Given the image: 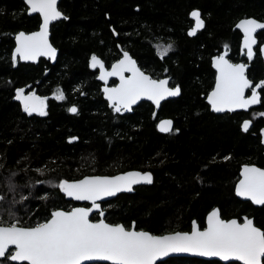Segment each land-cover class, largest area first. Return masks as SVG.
<instances>
[{
	"label": "trees",
	"instance_id": "16d2710c",
	"mask_svg": "<svg viewBox=\"0 0 264 264\" xmlns=\"http://www.w3.org/2000/svg\"><path fill=\"white\" fill-rule=\"evenodd\" d=\"M59 8L67 18L50 27L54 63L40 58L35 64H14L11 36L31 29L36 19L25 15L22 0H0V218L9 220L12 213L24 226H34L51 210L75 205L52 186L60 180L135 169L150 172L152 183L101 202L106 222L126 228L133 222L135 229L151 234L185 231L191 219L203 227L205 213L215 206L222 218L245 214L264 230V206H252L233 193L241 164L264 169L259 142L264 116L242 133L239 121L245 114H214L203 100L213 79L210 56L227 45L228 59L238 60L240 34L232 26L242 17L264 21V0H60ZM191 8L200 11L204 27L189 37ZM256 36L264 40V30ZM159 42L173 45L163 59L154 48ZM118 47L151 77L170 76L179 95L163 101L157 112L146 101L130 112L112 111L88 59L95 54L108 65L118 57ZM255 53L246 70L254 81L264 75ZM23 86L49 96L46 115L20 112L12 97ZM58 88L64 100L50 96ZM259 91L256 110L264 113V86ZM71 104L77 113L67 112ZM160 116L172 119L173 131L155 130ZM68 136L77 139L68 143ZM96 218L91 214V220ZM0 264L14 263L5 257ZM155 264L238 263L168 257Z\"/></svg>",
	"mask_w": 264,
	"mask_h": 264
},
{
	"label": "snow or ice",
	"instance_id": "6c2138e0",
	"mask_svg": "<svg viewBox=\"0 0 264 264\" xmlns=\"http://www.w3.org/2000/svg\"><path fill=\"white\" fill-rule=\"evenodd\" d=\"M25 3L29 6L30 14H40L42 23L37 32L16 34L13 63L17 58L23 61H34L40 56L55 59L56 49L48 42V28L50 22L63 16L57 7L58 0H25ZM190 15L195 20V26L189 30L188 35L193 36L204 27V21L197 10ZM236 27L243 32L242 52L252 61L256 55L253 46L258 43L254 34L257 30H264V23L242 19ZM155 47L158 56L163 59L173 45ZM259 51L264 55V46H260ZM213 64L217 76L215 87L208 94V101L214 111L247 109L260 102L257 89L264 86V81L253 86V82L246 76L247 64L231 63L225 55L214 57ZM90 67H99L98 79L101 81H107L112 76L119 77L120 83L116 87L103 89L110 106L117 113L131 111V106L142 97L159 104L166 97L180 93L179 87H168L167 79H152L140 71L127 52H123V58L112 64L110 71L106 70L104 62L95 54L91 57ZM245 89H251V96L245 97ZM24 91L22 88L16 90V99L22 102L23 110L29 115H46L47 97L36 96L34 92L25 95ZM54 96L58 100L65 99L64 92L59 88ZM68 111L75 114L78 109L73 105ZM260 115L264 116V113ZM249 125L250 121H244L242 127L247 131ZM158 127L162 132L173 131L172 122L168 120L161 121ZM76 139L71 137L69 142ZM37 171L43 174L44 170ZM241 177L236 185V194L255 204L264 205V169L245 165ZM140 183H152V174L132 171L115 176L92 175L75 181L60 180L52 186L75 200L91 201V207L54 210L50 218L34 226H24L12 213H9V220L0 218V258L28 264H82L84 261L154 264L158 257L169 253H193L219 257L224 261H242L243 264H264V230L254 226L248 218H244L243 223L237 219L224 220L215 208L208 213L207 226L203 230L198 229L193 221L191 232L177 231L167 235H152L146 231L129 230L122 224L107 223L103 212H100L101 218L98 221L92 222L89 219V214L100 208L99 200L131 191L133 185ZM25 199L27 197H21V201ZM10 246H14V251L9 255Z\"/></svg>",
	"mask_w": 264,
	"mask_h": 264
},
{
	"label": "water",
	"instance_id": "95a60500",
	"mask_svg": "<svg viewBox=\"0 0 264 264\" xmlns=\"http://www.w3.org/2000/svg\"><path fill=\"white\" fill-rule=\"evenodd\" d=\"M58 1H59V0H58ZM23 2H24V4H25V6H26V13H27L28 15H30V13H29V6L25 3V0H23ZM194 10L199 11L197 8H191V9L188 10V12H187V16H188V18H189L190 21H191L190 27L186 29V34H187V35H188L189 30H190L192 27L195 26V20H194V18L191 17V15H190V13H191L192 11H194ZM199 13H200V12H199ZM32 14H34V13H32ZM38 14H39V13H38ZM39 16H40V14H39ZM61 18H62V17H61ZM61 18H59V19H61ZM40 19H41V21H40V23H39L38 28H37L36 30L31 31V32H28V33H32V32H37V31H39V29H40V24L42 23V17H41V16H40ZM59 19H57V20H59ZM201 19H202V18H201ZM242 19H254V18H252V17H242V18L238 19V20L233 24V29L237 30V31L240 33L239 45H238V48H239V52H240V53H243V52H242L243 32H242L241 29L237 28L236 25H237V24L239 23V21L242 20ZM202 20H203V19H202ZM254 20H256V19H254ZM256 21H257V22H260V23H264V21H259V20H256ZM52 22H53V21H52ZM50 23H51V22H50ZM48 30H49V28H48ZM199 30H201V29H199ZM257 31H259V30H257ZM19 32H23V31H18V32H16V33L13 35V38H12V40H13V46H12V49H11V52H10V56H11V58H12L13 51H14V49H15V47H16L15 36H16V34H18ZM24 33H25V32H24ZM28 33H26V34H28ZM188 36H189V35H188ZM190 37H191V36H190ZM48 42H49V32H48ZM49 43H50V42H49ZM50 44H51V43H50ZM51 46H52V45H51ZM260 46H264V42L260 43V44H259V47H258V52H259V55H260V58H261L262 65H263V67H264V55L260 54V51H259ZM52 47H53V46H52ZM53 48H54V47H53ZM55 49H56V48H55ZM118 50H119V57H118L117 59H115L114 61H112V62L109 64L108 68L105 67L106 70L110 71V70H111V66H112V64L116 63L118 60H120V59L123 58V52H127V51L121 49L120 47H118ZM245 51H246V50H245ZM127 53H128V52H127ZM56 54H57V49H56ZM128 54H129V53H128ZM227 54H228V51L225 49V47H222V50H221L218 54H214V55L210 56V66H211V68L214 70V81H213V85H212L211 89L207 92V94H206L204 100H205V102L208 104L210 111H212V112H214V113H223V112H216V111H214V110L212 109L211 104H210L209 101H208V94L214 89V87H215V83H216V76H217V69L214 67V64H213V58L216 57V56H218V55H225V58L227 59V57H226ZM245 56H247V55L245 54ZM38 58H39V57H37L34 61H23V60H19V58H17V59H18L19 62H26V63H27V62H29V63L34 62V63H35V62H37ZM40 58L48 59L50 63H53L54 60H55V59H52V58H49V57H45V56H40ZM98 58H99V57H98ZM131 58H132V57H131ZM132 59H133V58H132ZM133 60H134V59H133ZM134 61H135V60H134ZM90 62H91V57L89 58V68H90V69H96V70H97V74H96V76H95V79H96L97 81L101 82V86H100L101 97H102V99L106 102L107 107L111 108V110L114 111V110L112 109V107L110 106V102L107 100V98H106V96H105V94H104V92H103V89H104L105 87H109V88L116 87V86L120 83L119 77L112 76V77H108V78H107V81H101L100 79H98V77H99V75H100L99 67H97V68H92V67H90ZM229 62H231V61H229ZM231 63H232V62H231ZM238 63H241V62H236V63H234V64H238ZM136 66L138 67L137 64H136ZM138 68H139V67H138ZM139 69H140V68H139ZM140 71L144 72L142 69H140ZM144 73H145L146 75H149V74H147L146 72H144ZM125 75H129V73H125ZM149 76H150V75H149ZM151 78H152V77H151ZM110 79H114V80H115V83H114L113 85H108V81H109ZM152 79H167V80L169 81V77H166V76H164V77H160V78H152ZM254 86H255V85H254ZM168 87H170V88H175V87H177V86H173V87H171V86L168 85ZM245 90H246V89H245ZM33 92H34V91H33ZM34 93H35V92H34ZM27 94H28V93H26L25 95H27ZM251 94H252V93H251V91H250V93L247 95V97H248V96H251ZM35 95L38 96L36 93H35ZM177 96H178V95H177ZM177 96H174V97H177ZM39 97H47V96H39ZM174 97H166L165 99H168V98H174ZM163 100H164V99H163ZM141 101L149 102L150 104L153 105V107H154L155 110H156V109L158 108V106H159V104L154 103L152 100H149L147 97H142L139 101H137V103H139V102H141ZM161 101H162V100H161ZM161 101H160V102H161ZM18 102H19L20 106L23 108V104H22V102H21L20 100H18ZM45 103H46V101H45ZM137 103H136L135 105H132L131 108L134 107V106H136ZM257 104H258V103H257ZM257 104H255V105H250L247 109H235V110H233V111H240V110H242V111H247L250 107L256 106ZM72 106H73V104L69 105V106H68V109H69L70 107H72ZM24 112H25V111H24ZM68 112H69V111H68ZM114 112H115V111H114ZM124 112H130V111H122V113H124ZM224 112H230V111L225 110ZM25 113H26V112H25ZM70 113H71V112H70ZM27 114H28V113H27ZM33 114H37V113H33ZM28 115H29V114H28ZM165 120H168V121H171V122H172V120H171L170 118H160V119H158L157 122L155 123V128H156V130H157L159 133H164V134H165V133H168V132H162V131H160V129H159V127H158V125H160L161 121H165ZM244 121H249V120H248V119H244V120L241 121L240 129H241L242 131H245V130L243 129V127H242ZM71 137H75V136H68V137H66L65 141L68 142V143H70L69 140H70ZM74 141H76V140H74ZM74 141H72V142H74ZM260 143H261L262 146H264V132H263V134H262L261 137H260ZM245 165H248V166H255V167L261 168V167L255 165V164H251V163H246V164H241V165H240V168H239V170H238V178H237V180L235 181L234 186H233V193H234V196H235L237 199H239V200H242V201H248V202H250V203H251L252 205H254V206H260V205H258V204L253 203L250 199L245 198V197L238 196V195L236 194V185L238 184L239 180L242 178V177H241V170H242L243 166H245ZM261 169H263V168H261ZM132 171H139V170L128 169V170H124V171L117 172V173L110 174V175H101V174H93V175H97V176H115V175L123 174V173H125V172H132ZM139 172L143 173V172H146V171H143V172H142V171H139ZM84 176H92V175H84ZM84 176H81L80 178H77V179H74V180H67V181H75V180H79V179H82ZM62 180H64V179H62ZM142 184H148V183H140V184L133 185V186H132V190H133V187H135V186H137V185H142ZM132 190H131V191H124V192H120V193H130V192H132ZM59 191H60V190H59ZM60 193L63 195V197H64L65 200L72 201V202L75 203V205L71 206L69 209H66V210H65V209H60V208L53 209V210L50 211L49 216L47 217V219L50 218V214H51V212L54 211V210H58V209H59V210L69 211V210H71V209L74 208V207H80V208H89V207H91V201H78V200H75V199H73V198H71V197H68L66 194L62 193L61 191H60ZM117 194H119V193H117ZM117 194H116V195H117ZM113 197H114V196H113ZM113 197H105V198L99 200L98 203L101 204V202L107 201V200H109V199H111V198H113ZM214 208L217 209V207L214 206V207L210 208V209L205 213V215H204V219H203V227L200 228V227L198 226V224L196 223L198 229L203 230V228H205V227L207 226V215H208V213H209L210 211H212ZM100 212H103V213H104V211L101 210V207H100L98 210L94 209L93 212H91V213L89 214V219H90L91 214H96V215H97V218H96L95 220H91V219H90V220H91L92 222H96V221H98V220L101 218V216H100ZM221 218H222V217H221ZM244 218H248V219H251V220H252L251 217H247V216H245V215H242V216L240 217V220L237 219V218H235V217H230V218H227V219H226V218H222V219H224V220L237 219L238 222L243 223ZM47 219H46V220H47ZM193 221H195V220H194V219H191V220H190V226H189V229H188V230H185V231L175 230V231L167 232V233H163V234H152V235H167V234H172V233L177 232V231H179V232H191ZM105 222H106V221H105ZM195 222H196V221H195ZM107 223H108V222H107ZM110 224H111V223H110ZM116 224H120V223H116ZM254 226H256V225H254ZM256 227H257V226H256ZM127 228H128L129 230H133V229H134V230H136V231H146V230H142V229H135V228H134V225H133V222H131L130 226L127 227ZM258 228H259V227H258ZM260 229H261V228H260ZM261 230H262V229H261ZM146 232H148V231H146ZM149 233H150V232H149ZM150 234H151V233H150ZM12 251H14V246H10V252H9V255L11 254ZM168 257H193V258L204 259V260H217V261H219V262H221V263L237 262L238 264H243L242 261H235V260L224 261V260H222V259L219 258V257H206V256L196 255V254H193V253H169L167 256L158 257L157 260L154 261V264L157 263V262H159V261L165 260V259L168 258ZM7 259H8V258H7ZM8 260H9L10 262L14 263V264H22V263L28 264V262H13V261H11L10 259H8ZM96 262H97V263H107V264H112V262H110V261H84V262H82V264L96 263Z\"/></svg>",
	"mask_w": 264,
	"mask_h": 264
},
{
	"label": "flooded vegetation",
	"instance_id": "af4514ba",
	"mask_svg": "<svg viewBox=\"0 0 264 264\" xmlns=\"http://www.w3.org/2000/svg\"><path fill=\"white\" fill-rule=\"evenodd\" d=\"M60 1V0H59ZM59 1H58V4H57V7H58V10L60 11V12H62V10H60V8H59ZM22 3H23V7H24V13H25V15L26 16H33V17H35V19H36V22H35V24H34V22H33V25H32V28L31 29H29V30H20V31H23V32H25V33H28V32H31V31H34V30H36L37 28H38V26H39V23H40V21H41V19H40V16H39V14L38 13H34V14H30V15H28L27 13H26V6H25V4H24V2H23V0H22ZM200 12V11H199ZM62 14H63V12H62ZM63 17H65V15L63 14V16H62V18L61 19H59V20H62V19H65V18H63ZM59 20H55V21H53V22H51L50 24H49V30H48V32H49V34H50V27H51V25L52 24H54L55 22H57V21H59ZM190 24H191V21H190ZM190 24H189V26L187 27V28H189L190 27ZM186 28V29H187ZM232 28H233V26H232ZM186 29H185V33H186ZM198 31H200V30H198ZM197 31V32H198ZM259 31H262V30H259ZM259 31H257V33L259 32ZM16 33V32H15ZM15 33H13L12 34V36H11V38H13V35L15 34ZM257 33H255L254 35H255V38H256V40H257V42H258V39H257ZM240 34V33H239ZM187 35V34H186ZM188 36V35H187ZM194 36V35H193ZM190 37V36H189ZM240 38V37H239ZM12 42H13V40H12ZM262 42H264V40H261L260 42H258L257 43V45H254L253 46V50H254V52H255V49H257V52H258V47H259V44L260 43H262ZM52 45V44H51ZM238 45H239V43H238ZM13 46V45H12ZM53 46V45H52ZM54 47V46H53ZM222 47H225V45H223ZM222 47H221V49H220V51L222 50ZM55 48V47H54ZM227 51H228V53H229V49L228 48H225ZM219 51V52H220ZM219 52H217V53H215V54H218ZM238 53H239V57H238V60H236V61H231V60H229L228 59V54H227V59L229 60V61H231L232 63H236V62H241V63H244V64H247L248 66H249V60H248V57L247 56H245V54H244V52L243 53H240L239 52V48H238ZM258 54H259V52H258ZM57 55V54H56ZM214 55V54H213ZM260 56V55H259ZM92 57V56H91ZM118 57H119V55H118ZM117 57V58H118ZM56 58V57H55ZM116 58V59H117ZM10 59H11V61H12V63H13V59L10 57ZM40 59V57L38 58V60ZM41 59H43V60H45V61H48L49 62V60L48 59H44V58H41ZM261 59V58H260ZM38 60H37V62H38ZM55 61V60H54ZM114 61V60H113ZM17 62H19L18 61V59L16 60V62L15 63H17ZM37 62H35V63H37ZM19 63H26V62H19ZM27 63H29V62H27ZM31 63H33V64H35L34 62H31ZM50 63V62H49ZM54 63V62H53ZM53 63H50V64H53ZM111 63V62H110ZM109 63V64H110ZM262 63V62H261ZM109 64L108 65H105V67L106 68H108V66H109ZM209 65H210V61H209ZM139 67V66H138ZM88 68H89V59H88ZM210 68H211V66H210ZM262 68H263V72H264V67H263V65H262ZM90 69V68H89ZM212 69V68H211ZM90 70H93L94 72H95V75H94V78H95V76H96V74H97V70L96 69H90ZM247 70V69H246ZM212 71H213V79H212V83H211V87H212V85H213V81H214V70L212 69ZM148 74V73H147ZM164 76H166V77H169V86H171V87H173V86H177V87H179L177 84H171V79H170V76H168L167 74H162L161 76H159V77H156V78H160V77H164ZM246 76H247V74H246ZM152 78H154V77H152ZM249 79V78H248ZM96 80V79H95ZM249 80H251V79H249ZM97 81V80H96ZM252 82H253V86L256 84V83H259V82H261V81H264V75H263V78H261V79H259V80H256V81H254V80H251ZM98 83H99V92H100V94H101V91H100V86H101V82H99V81H97ZM115 83V80L114 79H110L109 81H108V85H113ZM211 87L209 88V90L211 89ZM20 88H22V89H24L25 91H24V94H26V93H29V92H35L38 96H47V100H48V98H49V96L48 95H40V94H38L37 92H36V90H35V88L34 87H32V88H28L27 86H23V87H19V88H16V89H14V91H13V97H12V99L13 100H15L16 102H17V104H18V108H19V110H20V112H22L23 114H25L26 116H40L39 114H31V115H28L27 113H25L24 112V110H23V108L20 106V104H19V102H18V99H16V90L17 89H20ZM208 90V91H209ZM260 89H257V91L259 92V94H260V91H259ZM207 91V92H208ZM250 91H251V89H246L245 90V97H247V95L250 93ZM207 92H206V94H207ZM206 94L204 95V98H205V96H206ZM174 98H176V97H174ZM204 98H203V100H204ZM168 99H173V98H168ZM168 99H164V100H162L160 103H159V106H158V108L155 110L154 109V107H153V105H152V108H153V112H157V110L159 109V107H160V104L163 102V101H165V100H168ZM47 100H46V103H47ZM204 102H205V100H204ZM149 103V102H148ZM206 103V102H205ZM260 103V102H259ZM259 103L256 105V106H253V107H250L247 111H242V110H240V111H231V112H223V113H232V112H241V113H243V114H245L241 119H240V121H239V130L242 132V133H245L246 131H242L241 129H240V125H241V121L242 120H244V119H248L249 121H250V125H249V128H250V126H251V124H252V121L256 118V117H259V116H262V115H258V116H256L255 118H253V119H250L249 118V115H250V113L251 112H258V113H260L261 114V112H259V111H257L256 110V108L259 106ZM138 104V103H137ZM207 104V103H206ZM207 106H208V104H207ZM135 107V106H134ZM133 108V107H132ZM132 108H131V110H132ZM208 110L210 111V109H209V106H208ZM67 112H68V107H67ZM210 112H212V111H210ZM69 114H74V113H70V112H68ZM120 113H122V112H120ZM124 113H126V112H124ZM212 113H214V112H212ZM214 114H222V113H214ZM160 118H170V117H167V116H160V117H158L157 119H156V121H155V123L157 122V120L158 119H160ZM171 119V118H170ZM172 120V119H171ZM248 128V129H249ZM172 129H173V121H172ZM155 130H156V128H155ZM262 130H264V129H261L260 130V136H259V142H260V137H261V135L263 134V132H262ZM157 131V130H156ZM169 133V132H168ZM161 134H164V133H161ZM260 145H261V143H260ZM262 146V145H261ZM263 147V151H264V146H262ZM243 164H246V163H243ZM239 168H240V166H239ZM239 170V169H238ZM238 173V172H237ZM238 178V177H237ZM237 180V179H236ZM235 183V182H234ZM234 186V185H233ZM250 203V202H249ZM251 204V203H250ZM252 205V204H251ZM252 206H254V205H252ZM260 206H264V205H260ZM100 207H101V204H100ZM256 207H259V206H256ZM101 210H103L102 208H101ZM104 211V210H103ZM242 215H245V214H241L240 215V217L242 216ZM246 216V215H245ZM240 217L239 218H237V219H239L240 220ZM247 217H251V216H247ZM236 218V217H235ZM252 218V217H251Z\"/></svg>",
	"mask_w": 264,
	"mask_h": 264
},
{
	"label": "rangeland",
	"instance_id": "374dc122",
	"mask_svg": "<svg viewBox=\"0 0 264 264\" xmlns=\"http://www.w3.org/2000/svg\"><path fill=\"white\" fill-rule=\"evenodd\" d=\"M156 45H167L166 43H161V42H159V43H156L155 45H154V48H155V51H156V53H157V48L155 47ZM56 91H54V92H52V94H50V96H52V97H55L54 96V93H55ZM258 115H260V113H258V112H251L250 113V115H249V118L250 119H253V118H255L256 116H258Z\"/></svg>",
	"mask_w": 264,
	"mask_h": 264
}]
</instances>
